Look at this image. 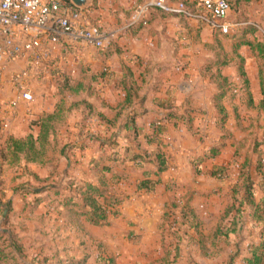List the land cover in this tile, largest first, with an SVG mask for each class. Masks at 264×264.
<instances>
[{
  "label": "crops",
  "instance_id": "0c3cea01",
  "mask_svg": "<svg viewBox=\"0 0 264 264\" xmlns=\"http://www.w3.org/2000/svg\"><path fill=\"white\" fill-rule=\"evenodd\" d=\"M105 2L111 9L106 8L104 17L109 16L111 25L118 26V19L110 16H114L113 13L118 10L117 0H106ZM188 2H195V0H188ZM236 3L238 6L235 14L239 16L246 8L247 1L233 0L231 7L234 8V11ZM237 15L231 19L230 10L228 21L238 25L236 23L238 22ZM149 17L148 25L145 27L123 30L124 32L121 34L120 28L110 29L114 50L96 53L94 49L82 48L78 61L67 58L66 62L59 64L58 67L63 66L68 71H76L77 68H81V74H89L93 71L97 73L102 69L106 71L105 79H100L92 84V95L83 93L76 98L78 100L85 99L86 102L94 106V110L103 112L105 120L99 119L98 115L94 113L95 115L91 119L81 124V110H76L78 119H76L74 127H70L68 122L65 131H61L63 134L62 137H59V148L55 151L54 157L51 159L50 156L49 162L44 166L27 165L28 169L39 178L47 179V185L61 184L63 186L67 182L72 186L84 182H89L94 186L103 184L108 193L121 200L117 208L118 214L109 216L110 224L108 226L92 225L83 215L88 211V208L72 210L70 207H64L57 203L59 200L57 197L53 201L55 197L51 191L40 194L46 199L42 206L47 209L39 214L43 213L46 217L49 215L47 219L53 218V220L55 216L64 218L62 229H72L73 233L83 236L91 244H97L94 243L96 240L98 245L101 243L106 249H112L113 246L115 248L117 244H120L127 249L126 253H131V256H142L144 262L140 261L141 264H157L158 260L146 259L152 255L149 252L165 250L166 253L168 244L174 243L169 230L171 220L167 221L163 216L175 199H183V197L191 195L190 205L202 223L201 232L203 233L204 222L195 205L197 198L202 197V193L198 190L204 187L205 181L208 179L219 183L224 181H217L208 175H195L191 160L202 156L215 144L223 142L224 146L219 155L202 164V167L209 170L214 166H224L231 162L233 150L232 141L222 140L223 133L217 126L219 114L212 99L216 93V86L207 78L203 69L208 60L205 47L213 44L211 29L194 19H185L179 15H169L158 10H152ZM121 20L122 24L123 17ZM108 35L110 34L108 33ZM242 49L246 50V48L241 47L239 51L244 57L245 51ZM21 67H23V63L16 65V68ZM226 68H223L222 75L228 78L225 73ZM4 75L6 77H2L0 81V144H3L8 136L22 138L31 129L36 134L37 129L30 125L31 122L43 113L53 112L60 99L57 93H53L52 104L50 97L47 96L43 101L34 100V103L30 105L20 102L17 108L12 111L5 109L3 103L14 99L16 92L10 84L6 83L5 79H8V76ZM248 80L251 94L250 84L258 89L260 96L257 71L256 75L253 74ZM48 81H51V78ZM123 83L127 87L132 86V91L135 93L132 97V106L117 117L116 106L125 98ZM46 84L50 86L52 82ZM35 87L37 86L31 85L34 99ZM54 87L53 85L51 88L54 89ZM252 97L255 105L261 98L260 96L255 101L253 94ZM226 99L223 103L228 115L225 124L227 129L228 121H236L237 118L233 112L232 101ZM132 110L139 113L134 127L126 126L127 116ZM245 110L247 109L245 108ZM238 113L240 115V111ZM181 117L192 119L193 129L197 131V128L202 126L201 122L208 121L204 131L205 136L202 137L198 131L200 138L195 137L194 131L179 124ZM4 122L6 123L5 130L1 127ZM156 122L161 124L162 130L158 136L154 132ZM21 128L28 131L24 136L18 135ZM88 134L106 138L114 136V149L100 147L98 144L85 146L81 150L75 147L85 142ZM69 148L71 149L68 150ZM160 148L168 161L167 170L159 176L160 183L150 192L137 190V183L143 178V174L154 172L155 165L152 163L137 165L128 160L129 155L146 154L152 159L154 153ZM114 150L122 157L121 161L109 162L106 160ZM91 161L97 162V164L93 165ZM104 166L107 167V170H104ZM26 177L23 180L34 183L32 178ZM203 179L206 180L203 181ZM229 188L228 191L226 190V197ZM106 200L108 201L109 198L106 197ZM50 201L53 202L49 204ZM77 203L82 205V200L78 199ZM223 205L221 206L220 203L219 206L214 204L211 207L215 216H218ZM175 213L179 214V210H175ZM189 232H193V230ZM129 236L134 237V240H131L132 238L130 239ZM184 244L186 245V240L180 242V247H183ZM62 246L64 247L56 245L49 252H58L63 259L78 260L76 252L80 247H76V244ZM192 249L197 251L194 247ZM72 250L75 253L74 257ZM183 253L186 255V252L183 251ZM114 256L118 257L119 253ZM97 257L96 259L94 256L88 258L86 264H96ZM184 258L186 256L181 257L178 261L182 263ZM131 259L123 261L116 258L114 262L115 264H130ZM135 262L133 264H136Z\"/></svg>",
  "mask_w": 264,
  "mask_h": 264
},
{
  "label": "trees",
  "instance_id": "16d2710c",
  "mask_svg": "<svg viewBox=\"0 0 264 264\" xmlns=\"http://www.w3.org/2000/svg\"><path fill=\"white\" fill-rule=\"evenodd\" d=\"M69 6H72L70 0H66ZM142 3L144 0H137ZM171 2H182L192 12H196V2H188V0H169ZM247 3L250 2L246 0ZM194 6V7H193ZM214 35H223L219 31H213ZM247 31H243L238 36V41L232 49V54L235 57V64L239 78L242 82V90L245 95V108H257L264 112V36L262 39H254L252 41L245 39ZM218 43L217 39L213 40ZM247 46L253 56L260 63L257 68L258 85L260 100L255 105L252 94L249 88V80L244 69V57L239 53L240 48ZM219 57V56H216ZM222 58V57H221ZM226 56L223 57V59ZM213 60H207L203 66L204 74L208 79H213L216 86V93L213 95V103L216 111L219 114L217 126L224 132L222 140H228L230 136L226 134L225 124L228 119L227 111L223 101L228 97V93L232 92V85L229 79L222 75V70L228 65L224 61L215 63ZM214 65H217L214 67ZM106 71L102 69L98 73L81 74L77 81H72L66 76H59L56 81L57 94L60 96L56 103L54 111L51 113H43L37 117L30 125L37 129L36 134L31 131L22 138L8 136L3 145L0 147V173L4 166L6 170L16 172L21 170L19 175V187L13 188L14 192L19 193L23 198V211L28 213L34 212V207H38L45 202L44 197L38 195L51 191L53 198L57 203L64 207H70L72 210L77 208L82 210L88 208L83 215L86 219L95 226H108L110 224L109 216H116L118 211L111 213L114 206H119L121 200L112 196L101 184L94 186L89 182L83 184L71 185L67 182L63 186L47 185V179L39 178L35 173L31 172L27 165L35 164L44 166L54 157L55 151L59 148V137H62V132L65 131L69 118L73 111L81 110V124L87 122L96 113L99 119L105 120L103 112L94 110V106L85 101V99H76L83 93L92 95V84L100 79H105ZM130 75V73H128ZM88 75L91 78H88ZM131 76V75H130ZM212 81V80H211ZM124 82V80H122ZM125 90V98L118 103L116 116H120L124 111H127L133 103L132 86L127 87L123 83ZM231 101V100H230ZM233 112L239 119L238 106L233 104ZM139 113L132 110L127 116L126 126L134 127L135 120ZM167 119V118H166ZM168 120V119H167ZM180 125H185L189 130L194 131V135L200 138L197 130L193 129L192 119L181 117ZM177 124V123H175ZM155 125V124H154ZM62 131V132H61ZM162 133L161 126H157V136ZM113 135V134H112ZM114 136L110 138L101 137L98 135L88 134L85 142L81 145H76L79 150L85 146L98 144L100 147L113 148L115 144ZM88 144H85L87 143ZM90 143V144H89ZM224 143L219 142L209 148L202 156L191 160L195 175H208L217 181H225L231 174L232 162L224 166H214L211 169L202 167L206 161L216 158ZM264 148V128L262 140L254 142L252 152L257 155V161L252 165L250 160L244 157L242 163L238 167V176L234 184L229 188L230 204L226 207L223 217L220 219L212 233V243L208 247L205 243V237L201 232L202 223L197 218L193 208L190 205L192 200L191 195H187L183 199H175L169 210L165 212V219L171 220L170 232L174 243H169L165 256L161 259L164 264H176L181 257L186 256L183 249L180 248V242L186 240V245L194 247L200 254V257L206 259L221 258V264H264V155L261 153V148ZM69 148L68 150H70ZM109 162H119L122 157L117 151H112L107 159ZM129 161L137 165L144 163H152L155 165L154 172H145L143 178L137 183V190L150 192L160 183V174L167 170L168 161L161 152V148L154 153L153 158L146 154H131L128 157ZM93 165L97 162L91 161ZM24 164V165H23ZM248 166L252 167L253 177L249 175ZM247 167V168H246ZM107 170V167H103ZM153 175V176H152ZM29 176L34 183L29 180H23ZM18 179H16L17 182ZM14 186V185H13ZM34 195L33 203L24 199L27 195ZM106 197L109 200H106ZM82 200V205H78L77 200ZM53 201L48 202L49 204ZM37 210V209H36ZM179 210V214L175 213ZM179 215V216H178ZM248 224V226H247ZM193 230V232H189ZM246 233V234H245ZM245 234L246 236H243ZM6 236V234L2 233ZM15 251L8 253L4 249H0V264L8 260V255L20 253L21 249L11 241L8 245ZM227 252V253H226ZM226 253V254H225ZM19 257L20 256H14ZM108 264H115L113 259H106ZM21 264H83L69 258H61L58 252L34 251L32 255L26 259L20 258Z\"/></svg>",
  "mask_w": 264,
  "mask_h": 264
},
{
  "label": "rangeland",
  "instance_id": "374dc122",
  "mask_svg": "<svg viewBox=\"0 0 264 264\" xmlns=\"http://www.w3.org/2000/svg\"><path fill=\"white\" fill-rule=\"evenodd\" d=\"M105 1L106 0H90L88 2V5L86 6L87 20L91 24L99 26L100 29L107 35L108 33L110 34L107 37L103 50H95L96 53H104L111 49L114 50L115 46L110 38V29L120 28L121 30L119 29V32L121 34L124 32L123 30L145 27L142 25H137L136 27L132 28L125 27L129 22L130 16L136 10L137 6L140 5L137 0H117L116 7L118 10H116V13H113L115 14L114 16H110L118 19V26L111 25L110 20L108 19L109 16L104 17L106 8L111 9V7H109L108 3ZM237 6L238 5L236 3L235 11L234 8L231 7V19H234L235 15H237L235 14L237 13ZM121 17H123L124 21L122 24ZM237 19L238 22L236 23H238V25L234 24L235 26L230 34L215 36L214 32L211 30L213 40L217 39L218 43L214 41L213 44H209L205 47V49L207 50L208 60H216L215 63H217L224 61L225 59L228 62L225 73L228 76L233 90L232 92L228 93V97L226 100H231V103L236 104L239 109L238 111H240V115L242 116H240L239 119H236V121H228V124L226 125L227 132L225 133L230 136L228 140L232 141L231 146L233 147L231 156L233 167L230 178L227 181L220 183L216 181L212 182L209 179H203V181L206 180L204 187L198 190L200 191V193H202V197L197 198L195 205L200 218L204 222L202 234L205 237V243L208 247H210L212 243V230L214 229L215 224L218 222V219L220 221V219L223 217L226 207L230 204V200L228 198L229 192H227L226 197V190L233 182L237 180L238 167L242 163L244 157L250 160L251 165L257 161L258 157L257 155H255L256 153L254 154L252 152V147L254 142H260L262 140L264 128V112L260 111L257 108H246L248 111L245 110V95L241 88L242 82L237 73L235 57L232 54L233 46L238 41L237 39L239 34H241L243 31H247L245 39L250 41L254 39H262V37L264 36V0H254L252 2H248L246 8L242 10V14L239 16L237 15ZM198 23L201 22L198 21ZM201 24L207 26L203 23ZM244 47L246 48V50L242 49V51H245L244 69L249 79V77H251L253 74L256 75V71L260 61L253 56L247 46ZM224 56H226V58L223 59ZM216 66L217 65H214V67ZM57 68H59L58 71H54L50 73V75H48L49 78H51V81H48L49 78L46 77L45 79H41L40 83H38L40 85L34 84L35 86H37L34 89L35 101H43L45 97L48 96L50 97V102L52 104L53 93L56 94L57 89L56 87H54V89L51 87L53 85L56 86V81L59 76H66L72 81H77L81 77V68H77L75 74H69L70 71L64 69L63 66ZM94 72L95 71H93V73ZM91 73L92 72H90V74ZM4 74L9 76L10 72H5ZM4 74H0V76L6 77ZM88 78L91 77L88 75ZM5 80L6 83H8L7 79ZM211 80L213 83L215 82L213 79ZM47 82H52V85H45V83ZM250 87L255 101H257L260 98L258 89L253 87V85L251 84ZM77 114L78 113L75 111L72 112L68 121L70 127H74L76 119H78ZM208 123V121L201 122L200 124H202V126H199L197 128L202 137L205 136L204 131L206 130ZM27 132L28 131L25 128H21V131L18 133V135L24 136ZM221 133L224 134V132L222 131ZM2 145L3 144L1 143L0 147ZM261 153L264 155L263 147L261 148ZM247 169V173L253 177L254 173L252 167L248 166ZM20 173H22L21 170L13 172L6 170L4 166L2 167V171L0 173V249H4L7 253L9 251H15L11 247H9V250L7 249L8 245L11 244V241L17 243V245L21 249V252L17 255L14 254L12 256L9 254L8 260L3 262L2 264H21L20 258L26 259L30 255H32L34 251L49 252L56 245H59V247H64L62 245L68 246L69 244H76V247H80L76 252V257L78 259L76 261L83 262V264H86V262H88L87 259L91 258L92 256H94L95 259L98 256V261L96 264H108L106 259L110 258L113 260H116V258H120L123 261H127L128 259L132 258L129 261L130 264H133V262H135L136 260V264H141L139 263L140 261L144 262V258L142 256H131V253H126L127 249L120 244H117V247L115 248L113 246L112 249H106L103 248V244L100 243V245H98V242L96 240L94 241V243L96 242L97 244H91L90 242H88V240H85L83 236L77 235L75 232L73 233L72 229H62V221L64 218L61 219L55 216L53 220V218L47 219L49 215H47L46 217L43 213L39 214V212H45L44 209H47V207L42 206L43 203H41L38 208L34 207L35 210L32 213H28L29 210H27V212L23 211V198L19 193H16L13 190V188L19 187V182H16V179L20 180ZM12 184H14V186H12ZM34 197V195L29 194L24 199L31 203L33 199H35ZM40 197L43 196L40 195ZM224 202L225 205H223ZM220 203L221 206L223 205V208L220 209L218 216H215L211 207H213L214 204L219 206ZM5 210L6 213L4 216ZM2 233L6 234V236L2 235ZM245 234H243V236H246ZM129 238H132L131 240H134V237L129 236ZM182 246L183 247L180 248H182L183 251L186 252V258H184L185 260H183L182 263L178 261L177 264H221V258L206 259L200 257V254L196 250L192 249V247L185 244ZM72 252L74 253L73 250ZM117 253H119V256H114ZM149 254L152 255L150 256V258L146 257V259H150L151 261L158 260L157 264H164L160 260L165 256V250L152 251L149 252ZM14 256H20V258H14ZM74 256L75 253L73 257Z\"/></svg>",
  "mask_w": 264,
  "mask_h": 264
},
{
  "label": "built area",
  "instance_id": "2783aa9c",
  "mask_svg": "<svg viewBox=\"0 0 264 264\" xmlns=\"http://www.w3.org/2000/svg\"><path fill=\"white\" fill-rule=\"evenodd\" d=\"M232 1L195 0L194 13L182 2L145 0L125 27L147 26L151 11L158 10L194 18L212 31L227 35L235 26L228 21ZM70 3L72 6L66 0H0V74L10 72L7 82L16 92L14 99L3 103L5 109L12 111L20 102L34 103L31 85L48 77L67 58L78 61L82 48L103 50L108 35L87 20L86 7ZM18 63L23 67L16 68ZM75 72L70 70L69 74ZM159 125L155 123V133ZM1 127L5 130L6 123ZM117 208L114 206L111 213Z\"/></svg>",
  "mask_w": 264,
  "mask_h": 264
},
{
  "label": "water",
  "instance_id": "95a60500",
  "mask_svg": "<svg viewBox=\"0 0 264 264\" xmlns=\"http://www.w3.org/2000/svg\"><path fill=\"white\" fill-rule=\"evenodd\" d=\"M71 2L73 3V5H75L76 7H86L88 0H71ZM6 210L4 212V216H5Z\"/></svg>",
  "mask_w": 264,
  "mask_h": 264
}]
</instances>
